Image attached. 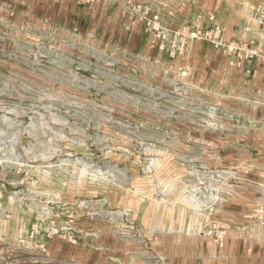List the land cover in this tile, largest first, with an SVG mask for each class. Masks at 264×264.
<instances>
[{
    "label": "rangeland",
    "instance_id": "obj_1",
    "mask_svg": "<svg viewBox=\"0 0 264 264\" xmlns=\"http://www.w3.org/2000/svg\"><path fill=\"white\" fill-rule=\"evenodd\" d=\"M203 13L199 0H0V264H238L235 231L264 227V205L251 220L217 211L252 129L194 87L191 42L176 49Z\"/></svg>",
    "mask_w": 264,
    "mask_h": 264
},
{
    "label": "crops",
    "instance_id": "obj_2",
    "mask_svg": "<svg viewBox=\"0 0 264 264\" xmlns=\"http://www.w3.org/2000/svg\"><path fill=\"white\" fill-rule=\"evenodd\" d=\"M199 3L204 12L201 27L219 25L226 41H250L264 52L262 0H199ZM187 51V68L194 87L219 99V106L235 107V123L251 124L252 131L237 136V148L248 162L242 163V173L237 178L224 181L217 209L225 220H251L254 208L264 205V64L256 60L254 72L248 76L210 42L194 40ZM248 223L252 225L240 224L235 231L239 243H233L234 257L238 264H244L240 257L246 254L261 257L258 253L264 250V241L247 243L243 239L245 234L254 238L256 231L264 239V227L254 225L253 221ZM230 245L227 244V249Z\"/></svg>",
    "mask_w": 264,
    "mask_h": 264
},
{
    "label": "built area",
    "instance_id": "obj_3",
    "mask_svg": "<svg viewBox=\"0 0 264 264\" xmlns=\"http://www.w3.org/2000/svg\"><path fill=\"white\" fill-rule=\"evenodd\" d=\"M262 11L264 13V0H262ZM144 17L146 16L145 13ZM150 22L153 27L160 29L158 16L152 17ZM175 37L180 35L177 41V50L187 47L189 42L194 40H204L222 49L225 55L230 58L233 65L242 68L244 73L248 76L254 72V65L256 60L260 59L264 64V52L258 50L250 41H226L224 39L222 28L219 25H210L207 27H197L195 25H186L179 30H175ZM167 34H164L166 37ZM259 215H264V207L257 210Z\"/></svg>",
    "mask_w": 264,
    "mask_h": 264
}]
</instances>
